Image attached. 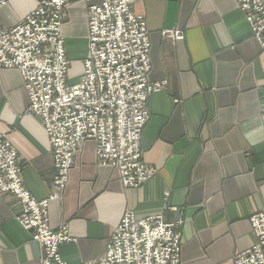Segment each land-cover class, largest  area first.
<instances>
[{
    "label": "crops",
    "instance_id": "0c3cea01",
    "mask_svg": "<svg viewBox=\"0 0 264 264\" xmlns=\"http://www.w3.org/2000/svg\"><path fill=\"white\" fill-rule=\"evenodd\" d=\"M34 0H6L0 25L15 26ZM150 40L148 78L165 86L148 97L142 159L155 168L137 188L96 161L86 141L65 188L49 202L52 229L66 226L59 246L68 264H101L106 242L125 210L137 218L161 213L182 220L179 264H233L253 245L249 217L264 200V45L252 36L236 0H133ZM179 29L182 40L160 35ZM61 32L75 82L87 50L86 4L68 0ZM0 136L16 149L21 177L40 200L54 191L53 166L41 120L28 112L20 73L0 69ZM167 194V196H165ZM19 206L0 192V264H38L40 248L15 216Z\"/></svg>",
    "mask_w": 264,
    "mask_h": 264
},
{
    "label": "built area",
    "instance_id": "2783aa9c",
    "mask_svg": "<svg viewBox=\"0 0 264 264\" xmlns=\"http://www.w3.org/2000/svg\"><path fill=\"white\" fill-rule=\"evenodd\" d=\"M86 4L87 50L75 82L61 27L68 0H34V7L13 27L0 25V69L19 71L28 112L44 128L52 157L48 197L35 199L24 186L22 164L13 145L0 136V192L19 206L15 218L40 248L38 264H68L59 246L72 240L66 226L49 225V202L65 188L76 154L86 141L95 146L96 161L118 172L124 188H137L155 173L142 159L141 133L149 119L147 100L166 82H151L150 40L133 0H83ZM6 0H0V7ZM253 38L264 45V0H236ZM160 35L182 40L179 29ZM264 135V112L260 115ZM167 196V194H165ZM255 242L233 256V264H264V200L249 217ZM182 220L161 213L137 218L125 210L112 230L101 264H179ZM79 264H91L81 262Z\"/></svg>",
    "mask_w": 264,
    "mask_h": 264
}]
</instances>
